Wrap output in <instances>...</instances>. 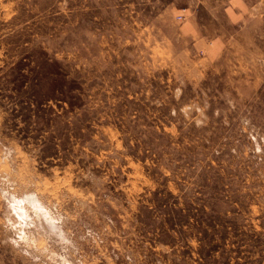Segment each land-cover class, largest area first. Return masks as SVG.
I'll list each match as a JSON object with an SVG mask.
<instances>
[{
	"label": "rangeland",
	"instance_id": "1",
	"mask_svg": "<svg viewBox=\"0 0 264 264\" xmlns=\"http://www.w3.org/2000/svg\"><path fill=\"white\" fill-rule=\"evenodd\" d=\"M0 264H264V0H0Z\"/></svg>",
	"mask_w": 264,
	"mask_h": 264
},
{
	"label": "bare ground",
	"instance_id": "2",
	"mask_svg": "<svg viewBox=\"0 0 264 264\" xmlns=\"http://www.w3.org/2000/svg\"><path fill=\"white\" fill-rule=\"evenodd\" d=\"M29 196H30V195H29ZM31 197H32V196H31ZM25 198H26V197H25ZM29 198H30V197H29ZM26 199H27V198H26ZM35 199H36V198H35ZM27 201H28V200H27ZM20 203H21V202H20ZM29 203H30V201H29ZM31 203H32V202H31ZM34 203H35V202H34ZM36 205H37V204H36ZM36 205H35V206H36ZM22 207H23V206H22ZM22 207L20 206L19 208H22ZM15 208H16V207H15ZM36 208H37V206H36ZM25 209H26V208H25ZM25 209H24V210H25ZM20 210H21V209H20ZM21 212H22V210H21ZM23 212H24V211H23ZM19 215H20V214H19ZM20 216H21V215H20Z\"/></svg>",
	"mask_w": 264,
	"mask_h": 264
}]
</instances>
